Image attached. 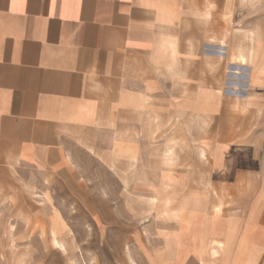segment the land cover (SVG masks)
<instances>
[{
  "label": "crops",
  "instance_id": "crops-1",
  "mask_svg": "<svg viewBox=\"0 0 264 264\" xmlns=\"http://www.w3.org/2000/svg\"><path fill=\"white\" fill-rule=\"evenodd\" d=\"M86 168H210L165 264H264V0H0V193Z\"/></svg>",
  "mask_w": 264,
  "mask_h": 264
},
{
  "label": "rangeland",
  "instance_id": "rangeland-1",
  "mask_svg": "<svg viewBox=\"0 0 264 264\" xmlns=\"http://www.w3.org/2000/svg\"><path fill=\"white\" fill-rule=\"evenodd\" d=\"M209 174L210 168H86L69 184L40 180L0 193V264H165L159 186L200 185ZM182 264L198 263L188 257Z\"/></svg>",
  "mask_w": 264,
  "mask_h": 264
}]
</instances>
